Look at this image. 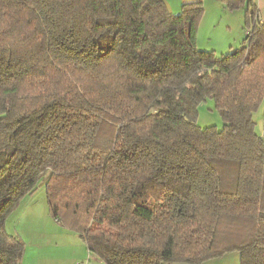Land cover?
Here are the masks:
<instances>
[{
    "label": "trees",
    "instance_id": "obj_1",
    "mask_svg": "<svg viewBox=\"0 0 264 264\" xmlns=\"http://www.w3.org/2000/svg\"><path fill=\"white\" fill-rule=\"evenodd\" d=\"M202 52L205 10L165 0H0V264L7 220L42 182L58 223L104 264H264V24ZM211 99L224 122L202 129Z\"/></svg>",
    "mask_w": 264,
    "mask_h": 264
},
{
    "label": "rangeland",
    "instance_id": "obj_2",
    "mask_svg": "<svg viewBox=\"0 0 264 264\" xmlns=\"http://www.w3.org/2000/svg\"><path fill=\"white\" fill-rule=\"evenodd\" d=\"M177 1L179 0H167L166 5L169 7L168 10L173 15H178L181 11L177 9ZM180 11V12H179ZM212 12L209 11L207 19L202 20L200 23V39L198 44V49L202 52H216L217 54H230L227 51V42L230 37L222 36L225 28L220 29L212 28V24L215 20L212 19ZM220 23V21H218ZM215 23V24H218ZM224 26V25H223ZM237 26H235L236 29ZM236 31V30H233ZM236 33V32H235ZM233 52V51H232ZM253 120L256 123V132L264 138V107L261 106L257 112L253 115ZM197 125L206 129L209 127H216L222 129L224 126L223 118L218 112L215 106V102L208 99L206 102L202 103L199 107V115L197 119ZM45 185L41 182L38 186L37 191L34 194L27 196L15 210L13 214L10 215L7 220V230L10 234L19 237L26 246L31 247V244H36L37 242L48 241L53 245L54 242H61V249L67 255V259L73 257L74 252L72 249L73 241L76 239L78 241L79 249L77 255L80 257L83 254L84 246L79 240L76 234L72 233L67 237L64 235H59L58 228L62 227L58 223V217H54L48 208L46 202V189ZM63 228V227H62ZM67 238V239H65ZM71 239V240H70ZM70 240V241H69ZM42 242V243H43ZM66 242V243H65ZM34 249L29 248V257L34 255L32 252ZM32 254V255H31ZM25 256V254H24ZM240 253L233 252L220 259L212 260L206 264H240ZM64 264H73L67 262ZM74 264H86V261L77 258ZM178 264V263H175Z\"/></svg>",
    "mask_w": 264,
    "mask_h": 264
},
{
    "label": "crops",
    "instance_id": "obj_3",
    "mask_svg": "<svg viewBox=\"0 0 264 264\" xmlns=\"http://www.w3.org/2000/svg\"><path fill=\"white\" fill-rule=\"evenodd\" d=\"M166 1L167 0H165V2ZM196 2L203 3L205 10L203 20L207 19L210 11L212 12L210 14L212 15V19L215 20V23H218V21H220V23L218 24L213 23L211 25L212 28H214V30L215 29L221 30L222 27L225 28V31L222 34V36L225 35L227 37H230L227 42V46H228L227 51L229 53L238 50L246 45L247 34L250 31L246 29V11L248 10L246 7H242L238 10H229L221 0H179V2L177 1V9H180L181 11L182 7L185 4L196 3ZM251 2H252V7L249 9V11L253 13L256 9L259 13V17H258L259 22L264 24V0H251ZM235 26H237L236 29ZM200 32L201 31L199 28L197 45L201 41ZM57 228L59 230L58 234L64 235L63 237L68 238V235L72 234L71 232H69L68 230L62 227H57ZM79 240L81 241L80 238ZM42 242L43 241L37 242L36 244H31L30 245L31 247L26 246L25 256L22 264H64L67 262H71L74 264L76 263L77 258L86 261V264H104L98 258L94 257L89 253L86 245L82 241L81 242L83 243V246L85 248L83 253H81L83 255L80 257L77 255L79 245H78V241L74 239L72 245L74 255L70 259H67V255L62 251L63 249H61L60 241L54 242L53 245L44 244V243H49L48 241H45L43 243ZM29 248L34 249V251L32 252V254L34 255L31 254L32 256L30 257L28 254Z\"/></svg>",
    "mask_w": 264,
    "mask_h": 264
},
{
    "label": "built area",
    "instance_id": "obj_4",
    "mask_svg": "<svg viewBox=\"0 0 264 264\" xmlns=\"http://www.w3.org/2000/svg\"><path fill=\"white\" fill-rule=\"evenodd\" d=\"M249 33V32H248Z\"/></svg>",
    "mask_w": 264,
    "mask_h": 264
}]
</instances>
